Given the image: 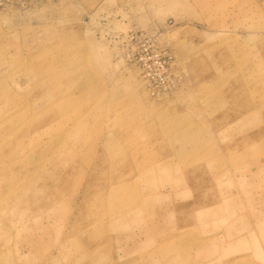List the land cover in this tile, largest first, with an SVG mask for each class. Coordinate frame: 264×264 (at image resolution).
I'll return each mask as SVG.
<instances>
[{
    "label": "rangeland",
    "instance_id": "374dc122",
    "mask_svg": "<svg viewBox=\"0 0 264 264\" xmlns=\"http://www.w3.org/2000/svg\"><path fill=\"white\" fill-rule=\"evenodd\" d=\"M0 264H264V0L0 7Z\"/></svg>",
    "mask_w": 264,
    "mask_h": 264
},
{
    "label": "built area",
    "instance_id": "2783aa9c",
    "mask_svg": "<svg viewBox=\"0 0 264 264\" xmlns=\"http://www.w3.org/2000/svg\"><path fill=\"white\" fill-rule=\"evenodd\" d=\"M32 3V0H0L1 8H8L10 6H28Z\"/></svg>",
    "mask_w": 264,
    "mask_h": 264
}]
</instances>
